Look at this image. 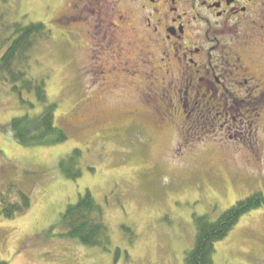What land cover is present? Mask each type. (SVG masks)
<instances>
[{"label":"rangeland","instance_id":"rangeland-1","mask_svg":"<svg viewBox=\"0 0 264 264\" xmlns=\"http://www.w3.org/2000/svg\"><path fill=\"white\" fill-rule=\"evenodd\" d=\"M100 17L81 0H0L5 35L12 36L8 22L41 21L51 30L33 51L28 73L45 80L57 104L56 123L68 135L51 146L16 142L12 118L40 113L41 106L34 93L21 97L10 83L1 85L0 202L2 196L18 202V190L32 201L12 218L0 215V255L8 264H185L196 216L215 220L264 191V105L255 110L245 104L248 92L227 91L228 101L237 99L249 113L245 123L239 120L250 133L235 134L240 124L232 116H238H225V96L217 92L206 108L202 103L213 92L200 97L192 91L202 108L161 124L137 92L114 85L125 74L109 70L113 46L108 34L100 36ZM0 48L1 55L6 45ZM76 148L83 151V172L72 178L60 161ZM86 191L105 209L106 247L63 235L62 213ZM215 246L214 264H264V205L243 215Z\"/></svg>","mask_w":264,"mask_h":264},{"label":"flooded vegetation","instance_id":"flooded-vegetation-1","mask_svg":"<svg viewBox=\"0 0 264 264\" xmlns=\"http://www.w3.org/2000/svg\"><path fill=\"white\" fill-rule=\"evenodd\" d=\"M81 1L100 11V36L108 34L113 46L109 70L125 74L114 85L137 92L158 122L176 124L182 113L190 117L210 106L219 92L225 116H238H232L240 124L234 133H250L239 120L245 123L249 113L225 93L245 91L246 105H264V0ZM128 76L134 81L127 83ZM192 91L213 95L201 106Z\"/></svg>","mask_w":264,"mask_h":264},{"label":"trees","instance_id":"trees-1","mask_svg":"<svg viewBox=\"0 0 264 264\" xmlns=\"http://www.w3.org/2000/svg\"><path fill=\"white\" fill-rule=\"evenodd\" d=\"M8 24L11 26V37L5 35L2 25L0 30V46L6 45L0 55V90L1 85L10 83L11 89L21 97L23 93H34L36 104L41 106L40 113H25L12 118L9 125L13 138L23 146H51L64 142L68 135L56 123L57 104L49 100L45 80L32 78L28 73L33 51L41 42L50 39L51 30L41 21L26 25L19 22ZM26 102L33 109L37 106L30 101ZM82 154V149L76 148L62 158L60 167L65 175L72 178L82 175ZM18 194L19 201L11 204L8 197L2 196L0 215L12 218L29 209L32 202L30 194L24 190H18ZM263 205L264 191H258L238 200L215 220L209 214L196 216L195 244L186 253L185 264H214L216 243L229 234L243 215ZM60 225L64 230L63 235L77 239L84 245L106 247L110 242L105 209L90 191L81 195L75 204L67 206L61 215ZM0 264H8L1 255Z\"/></svg>","mask_w":264,"mask_h":264}]
</instances>
